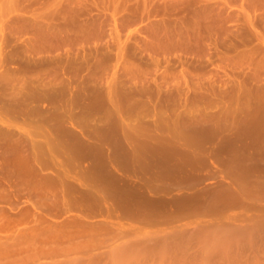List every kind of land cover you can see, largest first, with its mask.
Wrapping results in <instances>:
<instances>
[{
  "label": "rangeland",
  "instance_id": "obj_1",
  "mask_svg": "<svg viewBox=\"0 0 264 264\" xmlns=\"http://www.w3.org/2000/svg\"><path fill=\"white\" fill-rule=\"evenodd\" d=\"M0 206L69 264H264V0H0Z\"/></svg>",
  "mask_w": 264,
  "mask_h": 264
},
{
  "label": "bare ground",
  "instance_id": "obj_2",
  "mask_svg": "<svg viewBox=\"0 0 264 264\" xmlns=\"http://www.w3.org/2000/svg\"><path fill=\"white\" fill-rule=\"evenodd\" d=\"M179 92L182 94L183 91L179 90ZM173 95V94H172ZM184 95V93H183ZM34 145V142L32 141L31 142V151L30 153H32L33 156H37L38 154L42 153V152H45L46 151V147H45V144L44 143H38L37 146ZM51 149V148H50ZM10 208V209H9ZM9 210H11L10 214H5V210H3V208H1L0 206V210H1V213H2V210H3V216L4 218H6V220H3L1 221V223H5L7 225H9L8 223H10V225H12L13 223V227L17 226L18 223L20 222H23V221H28L29 218L31 217L33 220H36L38 215L40 216L41 213H39V211L37 210H33L32 212H29V211H22V210H16L14 211L17 206H9ZM55 214H58V212H54ZM225 213V212H224ZM222 212L221 215L224 214ZM227 213V212H226ZM108 214L109 215H116L117 217H120L124 214V209H120L119 207H114L113 209L109 210L108 211ZM1 215V214H0ZM9 216V217H6V216ZM230 215V214H229ZM228 215V216H229ZM2 216V218H3ZM215 216V215H214ZM6 221V222H4ZM225 221V220H223ZM0 223V224H1ZM259 224V223H257ZM2 225V224H1ZM1 225H0V228H1ZM6 225V226H7ZM9 225V226H10ZM256 226V224H254ZM253 225V226H254ZM260 225V224H259ZM226 224H224V228H225ZM254 226V227H255ZM261 226V225H260ZM8 227V226H7ZM231 227V226H230ZM238 227V226H237ZM2 228H4V226H2ZM1 228V229H2ZM233 228V227H232ZM236 228V227H235ZM239 228V227H238ZM243 227H241L242 229ZM251 228V227H250ZM262 228H264L262 226ZM27 228H25V231L24 229H19V228H15L13 231H14V234L12 235H0V260H2L1 258L3 259H7L8 257H12L14 261H16L15 264H19V263H22L21 261H23V263L25 264H69V262L66 261V263L63 261H60L58 260V257L55 258L56 256H59L60 255V252L57 250V249H54L53 247L52 248H47L45 245H46V241L44 240V238H38L42 235H24V232H27L26 230ZM227 229L228 228V225H227ZM224 230L225 232L228 230ZM243 229H245L242 234L245 235L244 233H246V228L244 227ZM252 229V228H251ZM254 229V228H253ZM257 229V228H256ZM259 229V228H258ZM239 230V229H237ZM2 230H0L1 232ZM242 231V230H240ZM240 231H234L235 234H232L233 231L229 230V233L232 232L230 235H237L238 232L241 234ZM251 231V230H249ZM254 231V230H253ZM264 231V230H263ZM226 232V234H227ZM237 233V234H236ZM248 233V232H247ZM246 233V235H247ZM251 233V232H250ZM238 234V235H240ZM228 235V234H227ZM251 235V234H250ZM263 239V238H262ZM264 241V240H263ZM259 245V244H258ZM261 245V243H260ZM263 245V244H262ZM120 247V246H119ZM258 246H256L257 248ZM260 247V246H259ZM264 247V246H263ZM261 249V248H260ZM51 258V259H54L56 261L54 262H49V261H46V260H43V261H40V262H37V260H40L42 258ZM27 260V261H26ZM58 260V261H57ZM69 261V260H68ZM6 263V262H5ZM4 263V264H5ZM22 263V264H23ZM71 263V262H70ZM75 264V263H73Z\"/></svg>",
  "mask_w": 264,
  "mask_h": 264
}]
</instances>
